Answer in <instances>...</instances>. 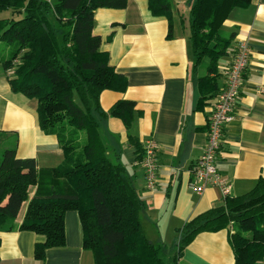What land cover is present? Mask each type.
Returning a JSON list of instances; mask_svg holds the SVG:
<instances>
[{
    "label": "trees",
    "instance_id": "16d2710c",
    "mask_svg": "<svg viewBox=\"0 0 264 264\" xmlns=\"http://www.w3.org/2000/svg\"><path fill=\"white\" fill-rule=\"evenodd\" d=\"M127 0H0V43L10 47L0 66L11 72L13 93L37 103L40 129L57 138L63 161L38 168L35 159H19L14 149L0 152V231H30L37 235L34 257L44 261L48 249L64 246V215L76 211L82 247L94 264H178L183 250L201 232L230 231L234 264L264 261V179L240 196L187 221L177 231L175 251L145 234L143 202L133 176L106 156L99 122L107 117L131 126L134 104L121 100L108 112L99 105L104 90H124V76L109 64L101 38L92 33L94 12L123 9ZM251 0H190L187 14L196 108L215 97L218 61L227 55L234 33L222 26L231 11L246 9ZM154 16H166L171 37L168 0H148ZM4 135L0 133V147ZM137 161L142 144L129 136ZM119 160V159H118ZM31 194V197H30ZM25 205L19 226L15 224Z\"/></svg>",
    "mask_w": 264,
    "mask_h": 264
},
{
    "label": "crops",
    "instance_id": "0c3cea01",
    "mask_svg": "<svg viewBox=\"0 0 264 264\" xmlns=\"http://www.w3.org/2000/svg\"><path fill=\"white\" fill-rule=\"evenodd\" d=\"M171 8V37L166 16H154L148 0H127L123 9L100 8L94 12L93 35L101 38V50L116 73L124 76V90H104L99 105L108 112L118 101L134 104V116L127 130L116 117L99 122L106 156L120 161L133 176L143 202L142 224L146 236L161 242L173 253L177 231L193 217L224 201L215 188L201 194L190 187V170L206 143L209 99L196 108L195 77L206 74L205 65L196 75L188 38L187 14L190 0H168ZM184 10L180 12L179 5ZM222 31L234 33L227 55L218 61L217 84L223 87L225 69L236 46L246 41L250 59L236 102L233 119L227 125L216 167L230 186V196L249 192L264 179V0H251L246 9L230 12ZM11 72L0 66V133L2 148L14 149L19 159H35L38 168H55L63 161L54 135L38 124L37 103L13 93ZM129 136L142 144L152 138L158 145L156 188L145 187L136 147ZM119 159V160H118ZM25 205L15 220L19 226ZM64 246L48 249L44 261L34 257L38 237L30 231H0V264H94L92 253L82 247V228L76 211L64 215ZM230 231L201 232L183 250L178 264H234ZM170 245H172L170 247ZM174 247V248H173ZM173 250V251H172ZM260 264H264V261Z\"/></svg>",
    "mask_w": 264,
    "mask_h": 264
},
{
    "label": "built area",
    "instance_id": "2783aa9c",
    "mask_svg": "<svg viewBox=\"0 0 264 264\" xmlns=\"http://www.w3.org/2000/svg\"><path fill=\"white\" fill-rule=\"evenodd\" d=\"M250 59V50L246 41L240 42L233 50L225 69V82L210 103V113L206 132V143L201 156L190 170L189 187L197 194L206 188L218 189L222 197L230 196L228 181L218 172L216 164L221 154L227 125L233 119L244 75ZM258 92L264 95V87ZM139 165L143 170L145 187L152 192L157 185L158 145L148 138L142 143V157Z\"/></svg>",
    "mask_w": 264,
    "mask_h": 264
},
{
    "label": "rangeland",
    "instance_id": "374dc122",
    "mask_svg": "<svg viewBox=\"0 0 264 264\" xmlns=\"http://www.w3.org/2000/svg\"><path fill=\"white\" fill-rule=\"evenodd\" d=\"M184 5L183 4H181V5H179V9H180V12H183V10H184ZM10 47H7V46H5L3 43H0V54L4 57V58H7V53H8V49H9ZM1 150H2V146L0 147V152H1ZM30 197H31V194H30ZM172 245H170V247H171ZM174 248V247H173ZM173 251V250H172ZM174 252V251H173ZM171 254V253H170Z\"/></svg>",
    "mask_w": 264,
    "mask_h": 264
}]
</instances>
